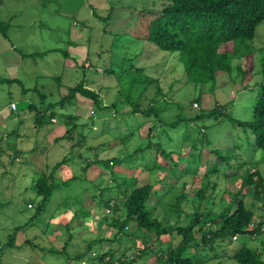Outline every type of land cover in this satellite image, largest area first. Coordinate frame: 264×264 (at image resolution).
Listing matches in <instances>:
<instances>
[{"label":"rangeland","instance_id":"374dc122","mask_svg":"<svg viewBox=\"0 0 264 264\" xmlns=\"http://www.w3.org/2000/svg\"><path fill=\"white\" fill-rule=\"evenodd\" d=\"M161 1L165 0H0V23L10 24L9 38L6 39L0 33V79L9 81L0 83V110L11 103L17 106L14 115L16 119H5V125H0V248L16 227L27 225L26 236L35 237V240H31L32 244H23L26 237L25 230L21 229L16 234L15 246L3 250L0 264H99L93 258L104 254L105 264L110 258L115 263L123 254L132 253L129 248L133 246L134 250L141 238H138L140 234H135L133 224L126 230L130 237L121 235L117 238L119 240H115L116 230L104 219H99V224L96 221L97 214L93 213L96 205L85 200L92 198L94 193L99 195L101 184H106L111 190L113 188L108 170L97 164L99 161L124 156L136 147H145L147 140L161 131L159 125H154L155 118L152 115L146 118L141 113L147 108V104H152V99L158 98L157 88L161 89L166 98L160 96L161 99H156L152 105L159 107L157 110H161L160 117L165 121H174L179 116L192 119L225 103H230L225 111L232 118L241 121L251 118L253 94L249 90H241L244 84L249 89L254 82L263 78L264 22L256 29L252 42L255 49H244L235 54L236 57L231 60L232 72L218 73L211 90L209 84H195L176 54L159 50L143 38L136 39L143 19L150 16L151 11L159 9ZM10 41L13 43L10 44ZM52 49L60 51L51 52ZM63 51L68 53L67 63L62 55ZM8 52L15 57H6ZM236 67L246 73L243 78L239 76ZM106 69H111L114 74H106ZM246 79L249 82H245ZM81 80L85 88L97 95L103 107L116 103L115 110L118 114L114 115L113 111L103 112L91 100L76 96L68 105L56 110L55 119L51 120L53 124H34L35 108L38 110L58 102L67 94L68 88L76 86ZM134 104H140V112L125 118L123 115L132 114ZM65 116H72L73 119L70 122ZM19 118L23 120V125L17 122ZM26 118L28 121H25ZM208 121L207 125H196V121L190 126L182 127L190 131L189 138L185 140L179 137L182 129L175 132L170 130V136L177 143L175 140L172 143L164 141L165 148L182 151L179 157L183 164L186 151L191 150L192 140L202 139L197 135V127L210 126L208 124L213 120ZM224 127L222 123L216 124L210 131H222ZM70 128L71 133L68 132ZM117 135L121 139L113 138ZM231 140L230 136L224 140L226 146ZM177 144V149L172 148ZM65 156L69 159L58 178L63 180L73 176L80 180H75L69 187L54 193L31 228L29 218L35 214L38 201L34 182L41 177L40 172L47 164L53 166ZM124 161L125 169L121 172L116 170L117 176L133 177L137 181L136 186L156 180L157 173L149 174L146 170L135 176L133 171L126 170L128 166L134 167V163L128 157ZM201 161L205 163V156H201ZM88 164V168H85ZM256 168L264 176V165ZM256 168L252 166L253 170ZM184 180L185 178L168 180L170 185H176L164 197L168 203L174 201L181 188L180 183ZM211 180L214 181V177ZM131 184L133 185L132 182ZM91 186L95 190L92 191ZM203 187H206L204 179H198L190 185L188 199L182 205L187 206H184L186 213L192 212L189 197L195 196ZM239 188L240 184L236 180H218L214 193L218 195L219 207L225 206L228 200L223 194L224 189L236 192ZM210 194L209 186L204 195L208 197ZM247 194L244 202L250 208L254 201L251 187ZM105 195V199L113 205L114 200L109 194ZM219 195H222L221 199ZM78 196L83 198L77 200L80 204L75 201ZM254 202L255 222L264 221V206ZM29 203L33 205V209H28ZM107 204L103 206L105 214L109 217L122 216L120 204L117 213L106 207ZM80 205L84 211L92 209L91 213L84 218L73 217L81 209ZM205 206L206 201H203L199 209L202 211ZM58 208L62 210L61 214ZM162 210V205H157L153 213L163 216L165 213ZM66 211L69 212L68 216ZM66 223L72 234L65 249L66 254L50 255L47 262H42L44 254L41 255L40 248L63 250V244L69 237L67 233H62ZM48 226L50 233L43 236L40 232L44 229L46 231ZM263 229L264 225L262 231ZM195 236L199 241L201 235L196 232ZM151 237L154 239V234ZM167 239H171L169 242L175 245L176 239L180 240V237L170 236ZM93 241L99 244L94 245L85 258L76 261L75 257ZM243 243L264 264V234L249 239L241 238L239 241L233 239L232 244L216 243L212 246L214 253L208 251V246V258L217 253L220 256L224 252L226 254L218 260L211 259L200 264H237L229 260V256ZM168 246V243L163 244L161 248L166 250ZM158 248V245L155 246V249ZM112 251L114 252L111 253ZM199 252L196 247L189 250L193 261ZM150 262L154 264V258L138 260V264Z\"/></svg>","mask_w":264,"mask_h":264},{"label":"trees","instance_id":"16d2710c","mask_svg":"<svg viewBox=\"0 0 264 264\" xmlns=\"http://www.w3.org/2000/svg\"><path fill=\"white\" fill-rule=\"evenodd\" d=\"M263 22L264 0H165L160 2L159 9L151 11L150 16H145L143 24L141 23L142 28L138 32L139 35L135 37L136 39L143 38L159 50L176 54L190 78L195 80V84H209L212 90L218 73L230 74L232 72L231 60L236 57L235 54L244 49L252 51L255 49L252 42L257 27ZM8 27V23H0L2 36L7 37ZM50 51L59 52L60 50L52 49ZM62 55L66 62L68 53L63 51ZM65 68L67 67L65 66ZM236 70L239 76L242 78L245 76L246 73L240 67H236ZM104 72L114 74L111 69H106ZM262 73L263 78L256 83L254 82L251 88L248 89L249 86L245 84L242 87V92L249 90L253 94L251 118L246 121L234 119L226 113L225 108L230 103L216 105L212 111L202 112L192 119L179 116L174 121H165L160 117L161 110H157L159 107L152 105L156 99H161L160 96L163 99L166 98L162 95L161 89H156L158 98L152 99V104H147V108L141 113L146 118H150L152 115L155 118L154 125H159L158 128L161 131L148 139L145 147H136L131 153L124 156L99 161L97 164L108 170L113 188L111 190L106 184H101L99 195L94 193L92 198L84 199L86 202L96 205V210L93 209V213L97 214L98 219L96 221L99 224H101L99 219H104L106 222L108 221L112 229L116 230L115 240H119L117 238L121 235L130 237L126 230L132 224L136 228L135 234H140L138 238L141 236L137 247L134 250L133 246L129 248V252L132 253L123 254L122 258L115 263L113 258H110L105 264H138V260H146L150 257L154 258V264H200L211 259L218 260L226 254L224 252L220 256L217 253L212 258H208L206 249L208 246V251L214 253L215 250L212 246L216 243L227 242L232 244L233 239L239 241L241 238L249 239L252 236L264 234V229L262 231L264 221L255 222L256 215L254 212V201L264 206V176L261 175L259 168H256L264 165V69ZM247 81L248 79L245 80V82ZM4 82L9 81L0 79V83ZM67 90V94L62 96L58 102L50 103L38 110L35 108L33 115L35 125L42 126L45 123H52L51 120L55 119L57 114L56 110L68 105L76 96L91 100L103 112L113 111L114 115L118 114L115 110L116 103L110 107H103L97 95L85 88L83 80ZM23 91H27V89H23ZM198 102L197 99L196 103ZM139 107L140 104H134L132 114L123 116L129 118L137 114L140 112ZM65 118L70 119V122L73 119L72 116H65ZM208 120H213L212 123L208 124L210 126L197 127V129L199 128L197 135L202 139L194 138L192 140L191 150L186 151V157H183V164H181L180 160L182 161V159L179 156L182 151L167 150L164 146V141L172 143L175 140L177 143L176 139L170 136V130L175 132L182 129L180 135L177 134L182 140H185V138H189L190 131L182 127L190 126L196 121L198 122L196 125H207ZM221 123L225 129L210 131L211 127L216 124L221 125ZM226 125H228L227 128ZM71 131V128L68 129L69 133ZM177 134L176 136H178ZM229 136L232 140L226 146L224 140ZM113 138L121 139L120 135L113 136ZM123 143L122 141L121 144ZM178 146L179 144L172 148L177 149ZM201 156L206 158L204 164L201 161ZM127 157L131 159L132 164L134 163V167L128 166L126 170L133 171L135 176L144 170L148 171L149 174L156 172V180L153 183L136 186L137 181L133 177L117 176L115 171L121 172L125 169L124 160ZM68 159L65 156L53 166L47 164L40 172L41 177L35 180L34 189L38 201L35 206V214L29 218L28 223L31 228L54 193L69 187L73 181L80 180L79 177L73 176L63 180L58 178ZM88 166L89 164L85 168ZM252 166L256 169L253 170ZM241 172L242 174H240ZM212 177H214V181L211 180ZM169 178L188 180L180 183L181 188H177L179 192L172 203H168V200L164 198L176 186L170 185ZM198 179H204L206 187L200 188L195 196L189 197L192 212L186 213L184 210L186 205L183 207L182 205L188 199L187 193H189L190 185ZM224 179L238 181L240 188L236 192L224 189L223 194L228 200L225 206L219 207L218 195L214 192L218 187V180ZM130 182L133 185H130ZM188 183L190 185H187ZM209 186L211 194L206 197L204 193ZM249 187L252 188L254 201L250 204L251 207L247 208L244 198L248 196ZM91 189L93 191L95 187L91 186ZM105 194H109L114 200L113 205L112 202L110 205L109 201L105 199ZM221 196L219 195L220 199ZM66 200L70 201L68 198ZM77 200H83V198L78 196L75 201ZM118 201L120 203H117ZM203 201H206V206L201 211L199 206ZM77 202L80 204L79 201ZM105 203H108L109 205L107 204L106 207L115 213L119 211L120 204L123 210L122 216L110 215L111 217H109L105 214L103 212ZM157 205H162L165 213L163 216L154 215L153 210ZM33 208V205L29 203L28 209ZM80 208L73 214V217L82 216L84 218L92 211V209L84 211L81 205ZM58 209L61 214L62 210ZM65 213L68 216L69 212L66 211ZM49 224L51 223L49 222ZM49 226L46 231L44 229L40 232L43 236L50 233L48 231ZM26 228L27 225L14 228V232L9 236L8 241L0 248V256L5 248L15 246L16 234L21 229L25 230L24 237H26L23 244H32L31 240H35V237L26 236ZM196 232L201 235L199 241L196 239ZM62 233L69 235L63 244V250L62 248L59 250L40 248L41 255L44 254L41 258L42 262H47L50 255L66 254V246L69 245L72 237L67 223L63 225ZM151 234H154V239H152ZM170 236H178L180 240L176 239V244L172 245L169 242L171 239H167ZM167 243L169 244L167 249H162L161 245ZM97 244L99 242L96 243L95 241L87 244L85 251L75 257V260L79 261L85 258L92 247ZM157 245L159 248L155 249ZM195 247L200 252L193 261V255L189 253V250ZM104 256L105 254L98 256L99 259L98 257L93 258V261L97 260L99 264H104ZM229 260H233L237 264H262L257 260L255 252L248 248L245 243L241 244L229 256ZM143 264H151V262Z\"/></svg>","mask_w":264,"mask_h":264},{"label":"crops","instance_id":"0c3cea01","mask_svg":"<svg viewBox=\"0 0 264 264\" xmlns=\"http://www.w3.org/2000/svg\"><path fill=\"white\" fill-rule=\"evenodd\" d=\"M10 25V24H9ZM9 31H10V27L8 28V37H6V39L7 38H9ZM12 41V40H11ZM9 42L10 44H12L13 42ZM11 52H8V54L6 53L5 54V56L6 57H8V58H13V57H15V56H12L11 54H10ZM11 104H13V103H11ZM11 104H9V106L7 105V106H5L3 109H1L0 110V125H5V119H10V118H14V119H16V117H14V115H15V113L17 112V106L15 105V110H12L11 108H10V105ZM3 115H5L4 117H3ZM34 115V114H33ZM25 121H28V119L26 118V120ZM30 121V120H29ZM17 122H19V124L20 125H23L24 123H23V120L21 119V118H19L18 120H17ZM2 131H0V133H1ZM1 141H2V136L0 135V144H1ZM21 234V233H20Z\"/></svg>","mask_w":264,"mask_h":264},{"label":"built area","instance_id":"2783aa9c","mask_svg":"<svg viewBox=\"0 0 264 264\" xmlns=\"http://www.w3.org/2000/svg\"><path fill=\"white\" fill-rule=\"evenodd\" d=\"M10 108H11L12 110H15V104H11V105H10Z\"/></svg>","mask_w":264,"mask_h":264}]
</instances>
